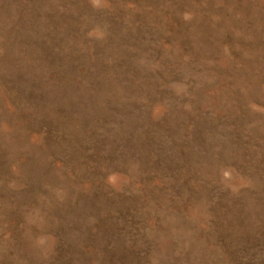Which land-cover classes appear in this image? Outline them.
I'll return each instance as SVG.
<instances>
[{"label": "rangeland", "instance_id": "obj_1", "mask_svg": "<svg viewBox=\"0 0 264 264\" xmlns=\"http://www.w3.org/2000/svg\"><path fill=\"white\" fill-rule=\"evenodd\" d=\"M0 264H264V0H0Z\"/></svg>", "mask_w": 264, "mask_h": 264}]
</instances>
